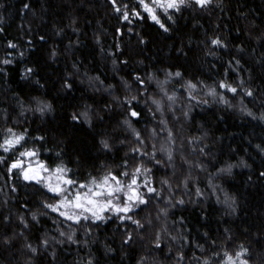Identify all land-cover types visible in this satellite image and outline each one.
<instances>
[{"label": "snow or ice", "instance_id": "1", "mask_svg": "<svg viewBox=\"0 0 264 264\" xmlns=\"http://www.w3.org/2000/svg\"><path fill=\"white\" fill-rule=\"evenodd\" d=\"M109 3L112 10L120 14L119 20L134 24L136 20L150 19L163 32L168 33L173 31L169 21L175 25L178 19L182 18L184 11L196 7L203 10L211 5L213 0H129L128 3L109 0ZM30 8L29 3L23 4L24 10ZM178 13L181 17H177ZM242 15L246 17L247 14ZM3 19L4 17L0 16V21ZM75 25L76 19H73L68 26L73 32L79 33L81 30ZM4 31V28H0V33ZM123 31V28L116 29L121 36ZM128 31L133 32L135 28L129 27ZM63 32V28H56L55 35L59 36ZM137 35L139 43L147 42L142 34L137 32ZM39 39L46 42L45 36ZM95 39L97 43L100 42L99 35ZM257 40H264V34L257 37ZM80 43L79 39L75 42L69 41L68 47L73 48ZM210 44L221 49L230 48L226 38L221 35L210 38ZM28 46L30 48L33 46L31 40L28 41ZM19 47L20 45L14 40L7 41V48L15 50ZM116 48L119 49L120 45L117 44ZM101 51L104 49L102 48ZM174 51L187 56L183 47ZM245 51L243 45L237 46L238 53L243 54ZM252 51L254 52L255 49ZM216 54L215 51L207 53L213 56ZM12 55V52H7L5 58L0 59V65L15 63L14 59L9 58ZM17 55L23 57L25 53L19 52ZM59 55L56 46H53L50 59L54 60ZM111 55L115 56L116 53L113 52ZM120 55L123 53L121 52ZM111 63L115 71L118 65L128 64V59L113 58ZM226 63L228 67L224 69L223 78L214 81L211 85L194 75L189 77L183 65L172 64L163 69L154 68L147 75L135 72L132 80L121 76L120 81L127 94L116 95L114 93L119 91L118 85L106 84L99 74L90 75L87 71L81 73V63L73 61L71 65L73 71H67L59 76L57 81L59 87H56V83L52 85L57 93H63L62 98L69 102L68 106L72 109L66 117L71 123L67 130L60 132L64 139L58 140L57 143L64 144L72 136L73 130L88 131L92 136L98 157L92 158L79 149H73L75 162L83 167L89 159H96L100 171L95 175L89 172L86 176L77 177L79 168L74 170L70 166L73 159L66 150L57 151L54 163L41 158L43 152L52 151L51 148L44 147V143L49 139L47 135H36L30 141L27 128L18 129L9 124L0 129V152L4 153L0 154V166L4 168L0 176L7 178L4 186L10 187L14 192L17 187L14 181L19 179L39 185L42 191L46 190L47 197L39 201L35 210H32L27 203L23 205L24 209L30 212L31 219L18 213L16 220L20 227L10 235L0 232V246L8 248L23 238L20 251L26 259L18 261L17 264H36L39 256L48 254L50 248L52 251L49 264H55L58 259L57 246L65 243L89 246V239L81 241L78 238L77 233L80 229H83L85 237H91L94 229L116 220V230L120 233V250L128 249L137 253L135 264H264V252L254 251L250 245L246 246L241 242L236 248L229 247L235 237L232 230L227 227L223 230V243L218 244L216 239L208 242V247L214 246L216 251L209 253L204 244L196 242L195 249L200 250L201 254L193 251L192 256L189 257L185 249L192 242L191 233H186L182 227L185 217L171 219L178 206L186 205L189 201L193 204L199 203L191 197L186 201L184 195L177 196V192L183 191L188 195L192 192L190 185H194V195L207 199L205 190L199 185V175L193 173L197 170L207 172L208 164L201 157L210 159L215 157L208 150L210 146L204 143L209 136L207 131L196 136L181 135L183 124L176 129L174 123L167 118L168 114H172L174 121L180 120L181 117L185 121L193 120L191 114L193 101H198L200 105L217 103L227 109L236 110L237 106L224 91H221L225 89L233 94L232 99L239 96L241 115L264 123V110L257 112L245 103L246 98H252L258 100L261 108L264 109V99L261 98L264 97V92H261V86H252L255 84L253 69H248L249 74L245 78L240 75L245 61L233 56ZM256 64L264 70V53L257 58ZM37 71L35 67L26 66L22 72L23 79L31 83L34 91H39L48 85V81L41 83L43 77L37 75ZM233 71L237 74L235 82L229 79ZM6 72V67H0V76ZM160 73H163V79L160 78ZM174 80H178L179 83L174 84L169 91L168 85ZM153 83L156 89L150 92ZM78 84L86 85L93 92L106 93L111 99L101 104L94 96L87 99L84 95L77 97L74 93L78 91ZM47 95L48 93H42L29 96L25 100L19 94L13 93L20 109L18 115L23 116L27 112L33 115L38 113L43 119L48 114L55 113L54 100L57 97L48 99ZM182 100H186L187 104L180 103ZM145 112L153 123L151 126L139 128L137 124L144 118ZM4 114L10 119L6 109ZM200 127L203 128V125ZM98 128L102 130L97 131ZM121 149H126L123 157L118 161L112 159V154L119 153ZM255 149L258 150V154L264 156V142L257 143ZM186 153L194 158L189 159ZM99 156H103L104 159L99 160ZM252 167L253 165L244 156H240L238 161L224 163L208 177L211 191L216 195V202L224 206L226 216L238 214L239 197L226 191L223 184H217L215 180L220 176L231 177L236 168L251 170ZM158 169H162L164 175L157 177ZM256 175L258 179H264V171ZM9 179L13 182L9 183ZM247 180L253 182L252 176H248ZM4 186H0V192L4 191ZM220 193L223 195L221 196ZM7 201L6 194L4 203ZM50 213L57 214V219L53 221L56 224L57 235L45 234L38 244L34 245L25 233ZM3 221L12 224L13 218L11 215H6L3 216ZM64 224L67 225L66 228L61 227ZM203 236L208 237L209 233L205 231ZM257 236L258 243L264 241V233L258 232ZM165 247L166 252H164ZM117 251V248L105 245L106 256ZM128 255L129 252L123 253V256ZM79 259L82 264H98L90 249L86 259L83 256Z\"/></svg>", "mask_w": 264, "mask_h": 264}, {"label": "trees", "instance_id": "2", "mask_svg": "<svg viewBox=\"0 0 264 264\" xmlns=\"http://www.w3.org/2000/svg\"><path fill=\"white\" fill-rule=\"evenodd\" d=\"M118 2L128 3L129 0H118ZM25 3H29L31 8L24 10ZM0 5H3L0 7V16L4 17L0 21V28L5 29L0 33V59L5 58L7 52H12L13 55L9 58L16 61L11 65H0L7 68L6 74L0 76V129L9 124L18 129L27 128L30 141L36 135H47L49 139L44 143V147L51 148L52 151L43 152L41 158L54 163L57 151L66 150L72 155L73 163L70 166L74 170L79 168L77 177L86 176L89 172L95 175L100 171V167L96 159H89L83 167L75 162L73 149H79L92 158L98 157L92 136L88 131L73 130L72 136L64 144L57 143L58 140L64 139L60 132L67 130L71 123L66 120V117L72 109L68 106L69 102L62 98L63 93H57L52 85L56 83V87H59L57 83L59 76L67 71H73L71 68L73 61L81 63V73L87 71L90 75L99 74L106 84L119 86V91L114 94L124 95L127 94V90L120 81L121 76L132 80L135 72L147 75L154 68L163 69L172 64L183 65L189 77L194 75L211 85L214 81L223 78L224 69L228 67L226 62L235 56L245 61L240 75L247 78L248 69L252 68L255 78V84L252 86H261V92H264V70L256 64L257 58L264 53V40H257V37L264 34V0H213V3L203 10L198 7L189 8L183 12L177 24L172 25L170 21L168 22L173 28V31L168 33L163 32L150 19L136 20L134 24L119 20L120 14L112 10L109 0H0ZM242 14L247 15L245 17ZM176 15L181 17L179 13ZM73 19H76L75 27L81 30L79 33L73 32L68 26ZM129 27H134L135 31L129 32ZM56 28H63L64 32L57 36ZM117 28H123L122 36L116 32ZM137 32L146 37V43H139ZM97 35L100 36L99 43L95 39ZM215 35L226 38L230 48L221 49L211 45L210 38ZM41 36L46 37V42L39 39ZM77 39L81 43L69 48V41L75 42ZM8 40H14L20 47L15 50L7 48ZM29 40L33 44L31 48L28 46ZM117 44L120 45L119 49L116 48ZM239 45H243L246 50L243 54L237 52ZM53 46H56L60 53L54 60L50 59ZM181 47L187 56L174 51ZM102 48L104 51H101ZM252 49L255 51L253 52ZM210 51H215L217 54L207 55ZM19 52H24L25 55L23 57L17 55ZM113 52L116 53L115 56L111 55ZM121 52L123 55H120ZM113 58L118 60L127 58L128 64H120L113 71L111 63ZM26 66L37 68V75L43 77L41 83L48 81L47 87L34 91L31 83L25 82L22 76ZM160 78L163 79V73H160ZM229 79L235 82L237 74L233 71ZM178 83V80L170 82L169 91L174 84ZM77 87L78 91L74 93L77 97L84 95L87 99L94 96L95 100L101 104L111 99L108 94L93 92L86 85L78 84ZM155 89L156 86L153 83L149 91ZM221 91H224L237 106L236 110L227 109L217 103L200 105L198 101H193L191 113L193 120L185 121L181 117L180 120L174 121L172 114H168L167 117L174 123L176 129L183 124L181 135L196 136L207 131L209 136L204 143L210 146L208 150L215 157V159L201 157L208 164L207 172L197 170L193 173L199 175V185L205 190L207 199L194 195V185H190L192 192L188 195H185L183 191L176 193L177 196L184 195L186 201H189V197L199 201L197 204L189 201L186 205L178 206L174 210L175 215L171 217V219L185 217L182 227L186 233H191L192 242L185 249L189 257L192 256L193 251L201 254L200 250L195 249L196 242L204 244L209 253L216 251L214 246L208 247V242L216 239L218 244L223 243V230L226 227L232 230L235 237L229 247L236 248L243 242L246 246L250 245L254 251L264 252V241L257 242V233H264V179H258L256 175L264 171V156L258 154V150L255 149L257 143L264 142V123L241 115L239 96L232 99L233 94L225 89ZM13 93L19 94L25 100L29 96L48 93L46 97L48 99L57 97L54 100L56 112L48 114L43 119L38 113L33 115L31 112L20 116L18 115L20 109ZM261 98L264 99V97ZM180 103L186 105L187 101L182 100ZM245 103L257 112L264 110L258 100L246 98ZM140 107L142 108L143 105L141 104ZM5 109L10 119L5 116ZM6 120L7 123H5ZM152 123L148 113L145 112L144 118L140 120L137 127L151 126ZM201 125L203 128L200 127ZM101 130L102 128L97 129V131ZM125 151L126 149H121L119 153L114 152L112 159L118 161ZM0 154L4 153L0 152ZM186 154L189 155V159L194 158L191 154ZM240 156H244L253 165L251 170L236 168L231 177L220 176L215 180L217 184H223L226 191L239 197L238 214L226 216L224 206L216 202V195L211 191L208 177L224 163L238 161ZM103 159V156H99V160ZM3 171V166H0V172ZM161 175H164V171L158 169L156 176ZM248 176H252L253 182L247 180ZM5 179L7 178L0 176V186H4ZM11 182L13 181L9 179V183ZM14 182L17 185L14 192L7 186H4V191L0 192V232L9 235L20 227L16 220L18 213L31 219L30 212L23 207L24 204H29V207L35 210L39 201L47 198L46 190L42 191L39 185L19 179ZM6 194L8 201L4 203ZM6 215L12 216V224H6L3 221V216ZM56 219L57 214L50 213L42 218L39 224L31 227L25 235L34 245L38 244L45 234L57 235L56 224L53 223ZM116 224V220L106 225L102 224L99 229L93 230L91 237H85L83 229H80L77 233L78 238L81 241L89 239V246L68 243L57 246L58 259L55 264H74V262L82 264L79 257L83 256L86 259L89 249L94 253L98 264H121L122 257L123 264H135L137 253L130 252L128 249L120 250V233L116 230ZM61 227L66 228L67 225H61ZM205 231L209 233L208 237L203 236ZM23 242L21 238L8 248L0 246V264H17L18 261L26 259L20 251ZM106 244L117 248L118 251L106 256ZM51 251L50 248L48 254H41L36 264H49ZM166 251L165 247L164 252ZM124 252H129V255L123 256Z\"/></svg>", "mask_w": 264, "mask_h": 264}]
</instances>
